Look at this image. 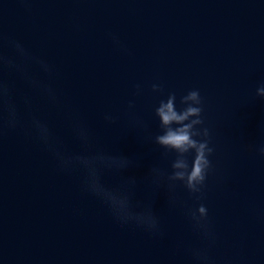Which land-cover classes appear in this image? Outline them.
<instances>
[{
  "label": "water",
  "instance_id": "95a60500",
  "mask_svg": "<svg viewBox=\"0 0 264 264\" xmlns=\"http://www.w3.org/2000/svg\"><path fill=\"white\" fill-rule=\"evenodd\" d=\"M0 31L53 66L51 76L34 64L28 71L58 97L51 103L14 70L0 72L23 124L0 137V264H195L191 249L204 242L186 209L198 203L217 236L209 250L217 264H264V158L256 150L264 99L255 97L264 82V0H0ZM152 83L163 92L153 93ZM192 89L203 98L215 171L203 200L178 187L173 207L167 190L150 183V169L170 171L174 158L162 157L150 138L160 132L154 109L169 92L181 107L179 97ZM129 101L143 129L132 125ZM106 113L117 122L106 123ZM33 118L69 154L132 158L134 167L102 179L119 187L135 177L133 203L151 204L163 235L115 222L83 190L80 170L58 169L29 129ZM77 121L90 134L87 149L73 131Z\"/></svg>",
  "mask_w": 264,
  "mask_h": 264
},
{
  "label": "clouds",
  "instance_id": "9594fccd",
  "mask_svg": "<svg viewBox=\"0 0 264 264\" xmlns=\"http://www.w3.org/2000/svg\"><path fill=\"white\" fill-rule=\"evenodd\" d=\"M112 40L117 47H123L117 37L112 36ZM5 46L12 50L13 55L5 54ZM33 64L37 65L41 72L49 76L53 74V66L46 60L33 55L21 42L6 37L0 31V72L5 68L14 70L31 88L38 90L51 103H57L55 89L50 84L33 78L29 73L28 66ZM150 89L153 93L163 92L160 83H152ZM142 91L140 85H135L133 95H141ZM255 97L264 99V82L256 87ZM24 103L30 104V98L25 97ZM179 104L181 107L178 108L175 92H169L166 99L159 101L154 109V116L159 122L160 132L150 137L155 145L164 150L162 157L168 158L169 154H174L170 171L154 166L149 172L150 183L155 188L163 187L167 190L168 203L173 207L181 203L177 194L178 187H182L194 200H203L207 181L215 171L210 159L215 149L203 115V98L200 91L198 89L187 91L179 97ZM127 107L128 114L132 117V125L143 129L144 122L132 113L134 103L129 101ZM117 119L111 113L104 115V120L108 124H115ZM22 126L21 115L12 99V90L0 76V137H3L6 130ZM29 129L55 158L60 171L80 170L83 173V190L104 204L115 222L122 226L141 229L151 236L163 235L161 221L151 204L145 203L141 206L133 203L132 188L136 184L135 177H129L119 187H109L102 179L105 172L120 173L134 167L136 162L132 158L103 151L69 154L53 137L48 125L40 119L33 118ZM73 131L79 142L87 149L91 143L87 128L77 121L73 124ZM256 150L259 156L264 158V143ZM186 215L194 231L204 242V246L191 249L195 264H217L209 252L215 245L217 236L211 224L208 208L203 203H198L195 208L186 209Z\"/></svg>",
  "mask_w": 264,
  "mask_h": 264
}]
</instances>
